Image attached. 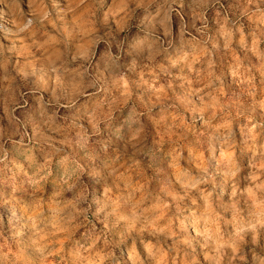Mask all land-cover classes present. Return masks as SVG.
Here are the masks:
<instances>
[{
	"label": "clouds",
	"instance_id": "obj_1",
	"mask_svg": "<svg viewBox=\"0 0 264 264\" xmlns=\"http://www.w3.org/2000/svg\"><path fill=\"white\" fill-rule=\"evenodd\" d=\"M0 264H264V0H0Z\"/></svg>",
	"mask_w": 264,
	"mask_h": 264
}]
</instances>
